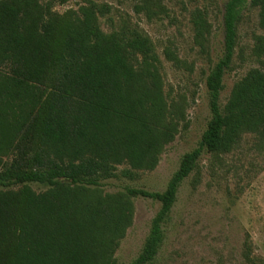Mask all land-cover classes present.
I'll return each mask as SVG.
<instances>
[{"label":"trees","instance_id":"1","mask_svg":"<svg viewBox=\"0 0 264 264\" xmlns=\"http://www.w3.org/2000/svg\"><path fill=\"white\" fill-rule=\"evenodd\" d=\"M248 5L259 9L264 30V0L226 4L224 56L206 81L212 119L199 147L162 193L104 194L103 182L119 167L129 179L154 171L178 134L180 110L165 94L153 43L128 25L104 33L99 20L110 8L93 2L60 14L52 2L0 0V264H117L136 197L161 204L130 263L152 264L179 189L202 155L228 154L245 135L264 149V70L249 71L220 105ZM207 17L191 14L203 51ZM258 49L264 54V39ZM165 56L181 67L172 51ZM32 184L47 189L36 192Z\"/></svg>","mask_w":264,"mask_h":264},{"label":"rangeland","instance_id":"2","mask_svg":"<svg viewBox=\"0 0 264 264\" xmlns=\"http://www.w3.org/2000/svg\"><path fill=\"white\" fill-rule=\"evenodd\" d=\"M64 14L89 2L110 8L100 18L109 34L123 25L138 29L153 43L161 63L164 91L180 110L178 134L165 147L158 167L134 179L122 173L103 182L104 194H126L128 189L164 192L186 154L195 151L212 119L206 81L224 56V13L230 0H41ZM207 13L211 35L203 51L194 40L191 14ZM260 11L250 5L242 12L230 69L224 76L220 105H226L234 85L254 69L264 70V39ZM172 51L180 68L165 52ZM36 192L47 189L32 184ZM134 218L115 254L117 264H130L142 253L161 204L132 199ZM165 241L152 264H264V149L254 135H245L228 154L204 153L196 169L179 189L164 226Z\"/></svg>","mask_w":264,"mask_h":264}]
</instances>
